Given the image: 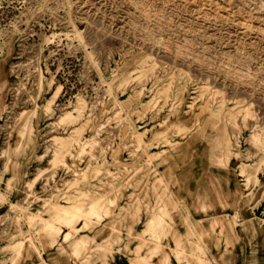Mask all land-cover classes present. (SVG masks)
<instances>
[{
    "label": "rangeland",
    "instance_id": "obj_1",
    "mask_svg": "<svg viewBox=\"0 0 264 264\" xmlns=\"http://www.w3.org/2000/svg\"><path fill=\"white\" fill-rule=\"evenodd\" d=\"M121 256L264 264V0H0V264Z\"/></svg>",
    "mask_w": 264,
    "mask_h": 264
},
{
    "label": "crops",
    "instance_id": "obj_2",
    "mask_svg": "<svg viewBox=\"0 0 264 264\" xmlns=\"http://www.w3.org/2000/svg\"><path fill=\"white\" fill-rule=\"evenodd\" d=\"M65 234H66V232H62V231H61V233L58 234L59 241H60L59 245L66 244V243H64V235ZM79 240L74 241L72 243V245L76 244ZM111 262H112V264H129L128 261H127V258H125L124 256L114 257Z\"/></svg>",
    "mask_w": 264,
    "mask_h": 264
},
{
    "label": "bare ground",
    "instance_id": "obj_3",
    "mask_svg": "<svg viewBox=\"0 0 264 264\" xmlns=\"http://www.w3.org/2000/svg\"><path fill=\"white\" fill-rule=\"evenodd\" d=\"M65 210V209H64Z\"/></svg>",
    "mask_w": 264,
    "mask_h": 264
}]
</instances>
